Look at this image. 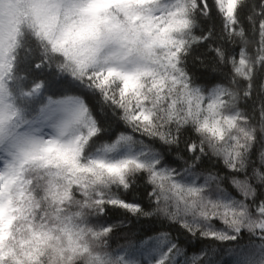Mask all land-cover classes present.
Returning <instances> with one entry per match:
<instances>
[{"label": "snow or ice", "instance_id": "1", "mask_svg": "<svg viewBox=\"0 0 264 264\" xmlns=\"http://www.w3.org/2000/svg\"><path fill=\"white\" fill-rule=\"evenodd\" d=\"M0 264H264V0H0Z\"/></svg>", "mask_w": 264, "mask_h": 264}]
</instances>
